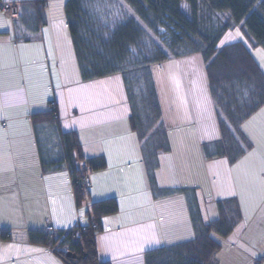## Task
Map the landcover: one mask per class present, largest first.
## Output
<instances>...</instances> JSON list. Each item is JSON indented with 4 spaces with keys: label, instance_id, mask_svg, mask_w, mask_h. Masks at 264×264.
Returning <instances> with one entry per match:
<instances>
[{
    "label": "crops",
    "instance_id": "crops-1",
    "mask_svg": "<svg viewBox=\"0 0 264 264\" xmlns=\"http://www.w3.org/2000/svg\"><path fill=\"white\" fill-rule=\"evenodd\" d=\"M4 1L23 6L16 22L20 25L12 28L16 57L0 54V229L10 232L0 237V264H66L50 247L31 241L30 233L48 232L50 225L52 233L91 225V204L110 198L117 200L118 211L101 219L96 234L100 261L146 264L148 251L192 240L195 221L216 220L218 202L231 197L237 199L240 218L227 240L216 237L221 249L215 264H264V105L234 132L242 144L245 135L252 146L229 163L222 156L209 157L222 139L223 116L202 64V72L191 71L186 84L183 78L181 85L176 82L178 90L156 80L168 149L155 155V161L148 158L150 167L157 162L151 186L124 82L111 85L114 75L83 80L82 73L62 69L54 28L47 23L52 0H42L44 8L27 4L39 0ZM5 28L9 33L7 21L0 33ZM8 67L14 69L3 73ZM79 96L88 104L85 113L96 114V121L83 115ZM98 112L105 116L98 118ZM71 132L84 157L76 162L79 174L71 168L74 152L65 139ZM102 159L105 168L92 169L91 187L78 201L74 179L89 160L97 165ZM64 237L59 250L70 247Z\"/></svg>",
    "mask_w": 264,
    "mask_h": 264
},
{
    "label": "trees",
    "instance_id": "trees-1",
    "mask_svg": "<svg viewBox=\"0 0 264 264\" xmlns=\"http://www.w3.org/2000/svg\"><path fill=\"white\" fill-rule=\"evenodd\" d=\"M46 3L39 0L30 5L44 8ZM64 10L82 79L123 76L132 129L143 142L151 186L156 184L153 171L157 162L150 167L148 158L155 161V155L168 149L163 111L151 73L154 64L198 56L223 116L219 120L220 146L217 144L218 150L209 157L222 156L235 163L251 148L245 135L242 144L234 132L264 105V72L250 51L264 48V0H66ZM236 28L241 29L246 41L219 46L223 36ZM65 139L74 152L71 168L79 174L76 162H83L84 157L77 135L71 132ZM207 147L204 145L205 151ZM89 164L95 170L106 166L103 159L97 165L89 160ZM87 190L75 187L78 201L85 199ZM218 207L216 220L200 224L195 217L192 240L148 251L146 264H215L221 249L216 237L227 240L240 218L235 197L219 201ZM117 211L115 198L97 201L91 204L92 223L80 236L76 230L81 226H76L68 233L34 231L30 238L50 247L66 264H111L100 261L96 234L101 230V219ZM62 237L69 242L68 250L57 248Z\"/></svg>",
    "mask_w": 264,
    "mask_h": 264
},
{
    "label": "rangeland",
    "instance_id": "rangeland-1",
    "mask_svg": "<svg viewBox=\"0 0 264 264\" xmlns=\"http://www.w3.org/2000/svg\"><path fill=\"white\" fill-rule=\"evenodd\" d=\"M65 2L63 3V0L49 1V6L46 7L47 23L49 24L50 29L52 27L54 28V38L56 39L55 42L57 43V49L59 53L61 52L60 56H62V63H63L62 69H64V71L67 73L68 72L69 73H81L80 67L78 65L79 63L77 62V58L75 57L71 36H70L69 30L66 25V17H65V12H64ZM11 3H17V4L19 3L18 5L21 7V10L19 13L20 16L18 19H14L11 16L10 17L7 16V14H4V13L0 14V25H4L5 21H7V23L9 24V30H10V32L8 33L6 32L7 29L5 28L0 33V54L1 56L6 55L8 57L11 55L10 58H13V57H16L17 48L13 46V40L11 39V38H14V33L12 31V28L14 29V27L20 25L19 23H16V22H18L20 18L22 17V3L19 1H10V4ZM30 3L31 2H28L27 4L30 5ZM14 40L17 42L16 38ZM237 40H242L244 42L246 41L240 28H236L235 30L228 31L221 39L219 46L222 47L226 44L232 43ZM18 43L21 44L22 41L18 40ZM250 51L252 55L255 54L259 62H261L262 67L264 68V48H260V47L250 48ZM33 58H30V60L32 61ZM26 60H24V62H26ZM18 63L19 62H17V64ZM201 64H202L201 60H199L198 58H194V59L188 58L187 59V57H185V59L184 58L170 59L163 63L154 64L152 66L151 73H153L156 86H157L156 80L160 78L159 81L161 80L162 86L167 87V85H171L172 88L174 87V89L178 90L176 82L181 85V79L183 78L182 83L185 82L186 84L187 77L189 76L191 71H194L198 74L202 72V70L200 71ZM71 65L72 67L74 66L75 70L71 69ZM0 66L4 69V63L2 61H0ZM10 66H14V65L10 63ZM33 66L38 67L37 65H33ZM2 68H0V73H2V70H1ZM8 68H9L8 71L3 70V73H8L12 69H14V67H8ZM116 82H119L120 84L124 82L123 76L121 74L114 75V79L110 81L109 83H111V85H116ZM113 97L117 98V94L114 93ZM82 99L83 98L79 96V104H80L79 107L84 112L83 115H87V119L92 118L93 120L96 121V114H92V117H90L89 114L85 113L86 110H88V104L85 103L84 100L82 102L81 101ZM72 100H75L74 96ZM213 101L214 100L209 98V103L211 106H213V103H214ZM69 103L71 104L70 99H69ZM165 103H166V100H165ZM196 103L197 104H195V107H197L198 104L201 103V101L196 102ZM104 116H105L104 113H101V112L97 113L98 118H102ZM168 117L172 118L174 116L168 115ZM208 118H211V116H208ZM212 119L214 121L213 115H212ZM85 121L86 120H84L81 116V119L79 120L80 124H84ZM164 121H165V118H164Z\"/></svg>",
    "mask_w": 264,
    "mask_h": 264
},
{
    "label": "built area",
    "instance_id": "built-area-1",
    "mask_svg": "<svg viewBox=\"0 0 264 264\" xmlns=\"http://www.w3.org/2000/svg\"><path fill=\"white\" fill-rule=\"evenodd\" d=\"M18 4L17 3L10 4V1L0 0V12L7 14V16L9 17L11 16L14 19H18L21 10V7ZM55 104H56L55 102H52L53 106H55ZM91 173H92V169L88 165H84L82 167V175L80 177L75 178L72 185L76 184L84 187L85 189H89L91 187ZM85 228L87 227L81 226L78 230H76V235L80 236V232ZM93 228H98V225L93 224ZM46 230L52 233L54 232L55 229L53 226L50 225L46 227ZM9 234L10 232L0 229V237L9 236Z\"/></svg>",
    "mask_w": 264,
    "mask_h": 264
},
{
    "label": "water",
    "instance_id": "water-1",
    "mask_svg": "<svg viewBox=\"0 0 264 264\" xmlns=\"http://www.w3.org/2000/svg\"><path fill=\"white\" fill-rule=\"evenodd\" d=\"M69 255H71V254L69 253ZM74 257H75V254H74Z\"/></svg>",
    "mask_w": 264,
    "mask_h": 264
}]
</instances>
